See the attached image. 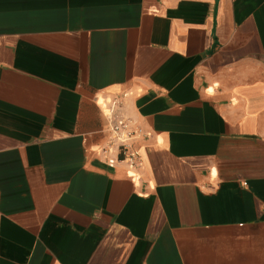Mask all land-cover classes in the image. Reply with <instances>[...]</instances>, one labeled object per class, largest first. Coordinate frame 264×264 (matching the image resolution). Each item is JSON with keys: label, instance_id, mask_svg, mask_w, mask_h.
Segmentation results:
<instances>
[{"label": "crops", "instance_id": "1", "mask_svg": "<svg viewBox=\"0 0 264 264\" xmlns=\"http://www.w3.org/2000/svg\"><path fill=\"white\" fill-rule=\"evenodd\" d=\"M0 264H264V0H0Z\"/></svg>", "mask_w": 264, "mask_h": 264}, {"label": "built area", "instance_id": "2", "mask_svg": "<svg viewBox=\"0 0 264 264\" xmlns=\"http://www.w3.org/2000/svg\"><path fill=\"white\" fill-rule=\"evenodd\" d=\"M126 97L125 94L110 97L105 105L110 137L107 145L100 150V156L110 167L124 164L136 169L141 166L137 145L149 134L138 121L124 113Z\"/></svg>", "mask_w": 264, "mask_h": 264}]
</instances>
